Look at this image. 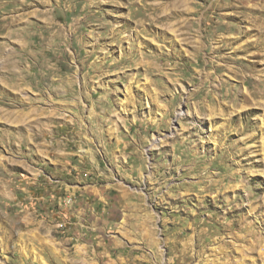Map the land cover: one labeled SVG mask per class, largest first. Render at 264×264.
Segmentation results:
<instances>
[{
  "label": "rangeland",
  "instance_id": "rangeland-1",
  "mask_svg": "<svg viewBox=\"0 0 264 264\" xmlns=\"http://www.w3.org/2000/svg\"><path fill=\"white\" fill-rule=\"evenodd\" d=\"M0 264H264V0H0Z\"/></svg>",
  "mask_w": 264,
  "mask_h": 264
},
{
  "label": "bare ground",
  "instance_id": "bare-ground-1",
  "mask_svg": "<svg viewBox=\"0 0 264 264\" xmlns=\"http://www.w3.org/2000/svg\"><path fill=\"white\" fill-rule=\"evenodd\" d=\"M167 18V17H166ZM169 29V28H168ZM187 40V39H186Z\"/></svg>",
  "mask_w": 264,
  "mask_h": 264
}]
</instances>
